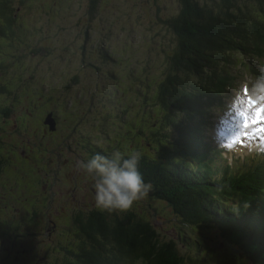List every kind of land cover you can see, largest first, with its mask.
Segmentation results:
<instances>
[{"label": "trees", "instance_id": "1", "mask_svg": "<svg viewBox=\"0 0 264 264\" xmlns=\"http://www.w3.org/2000/svg\"><path fill=\"white\" fill-rule=\"evenodd\" d=\"M98 1L88 0L89 20L94 19L95 14L106 3H102L97 8ZM173 2L175 7L168 14L158 15L159 6L154 9L157 13V22L161 27L166 28L169 36L168 50L165 55L166 73L157 81L155 101L144 102V106L148 105L151 109L164 111L167 118L170 117L176 121L178 113H174V108L189 111L196 106L209 91L218 62L229 56V50L232 48L245 50L256 39V35L264 31V0H173ZM14 11V8H10L8 0H0V17L10 32V22L16 21ZM87 27L84 29L80 46L83 55L86 51L85 40L91 38ZM29 28L21 27L22 38L17 45V51L13 54L16 61L22 60L27 50L32 54L35 51L27 42ZM103 34L104 32L101 31V37L104 40L106 36ZM104 43L101 44L104 45L102 49L109 52L110 43L105 40ZM99 45L93 43V48ZM97 57L105 58L106 54L100 52ZM129 70V75H134V69L131 67ZM9 87L0 86V93L7 94L10 91ZM4 106L0 108V114H7V105ZM68 106L63 108V122L65 126L69 125L70 132L75 133L74 126L82 116L71 117ZM149 114L148 111L145 116ZM94 116L90 124L95 125L98 117L96 111ZM176 123L180 127V122ZM102 127L107 128L105 123H102ZM78 133L82 134L80 130ZM60 147L63 146L60 145ZM57 153L61 154V151ZM43 158L44 164L48 166L50 158L47 156ZM69 164L70 167L75 165L73 161H69ZM52 165L47 168H43L42 165L39 170L44 171V174L48 176L52 170L56 169ZM138 167L144 179L161 186L159 197L169 200L172 208L183 216L181 223L188 239L196 241L195 237L198 238L199 235L196 229L186 222L212 221L215 218L229 240L240 244L250 258L264 264V235L247 229L246 215L239 214L238 218L223 215L216 218L209 210L212 199L207 188L196 182L195 177L188 172L168 170L155 163L146 162L144 159H140ZM65 169L64 166L59 168V170ZM1 171L0 165V173ZM72 171L70 168L69 172ZM33 174L32 188L28 191L31 199L14 181L24 192L25 201L18 202L20 203L18 207L26 211L27 219L25 222L20 218L6 221L3 223V231H11L15 234L19 232V227L22 225L29 228L23 240L18 234L10 242L15 243V246L12 248L7 246V250H4L7 264H33L37 257L44 258L54 252L67 249L69 250L65 252L63 264H124L127 262L125 260L132 257L142 260L143 264H207L209 258L217 264L219 261L226 260L224 253L210 245H203V251L196 255V258L191 252L188 256L182 255L177 251L176 235L167 236L156 231L155 224L147 220L149 217L137 216L133 211L107 212L89 205L81 208L68 207L63 205L62 200H57L60 216L52 220L47 216L48 207L46 208V204L39 200L38 189L42 183L39 171ZM30 175L33 177L32 174ZM45 181L46 183L43 184H47L52 195L57 192L61 182L63 183V177L53 173V176L47 177ZM70 182L66 181V184L62 186L65 191L69 189ZM7 206L8 210H12L10 202H7ZM213 209L215 210V206ZM44 220L46 224L51 225V230L59 225L54 236L48 233L43 235L41 224ZM5 223H8V227L4 225ZM13 226L17 229H13ZM196 244L200 246V242L196 241Z\"/></svg>", "mask_w": 264, "mask_h": 264}, {"label": "rangeland", "instance_id": "2", "mask_svg": "<svg viewBox=\"0 0 264 264\" xmlns=\"http://www.w3.org/2000/svg\"><path fill=\"white\" fill-rule=\"evenodd\" d=\"M104 2H106L105 5L98 10L94 19L90 20L87 14L88 0H28L27 7L19 8V18L30 27L26 36L27 42L30 48L37 49V53L31 54L27 50L18 66L17 63H11L8 66L7 76L9 75L15 96L20 99L19 104L16 105L17 109L21 108L23 112H26L25 107L33 102L32 100L41 101L42 96L33 98L39 89L43 90L44 97L51 93L49 97L55 99L51 103L52 109H55L52 111V116L56 112L61 118L64 106L69 105L71 117L76 118L80 115L82 117L74 126L75 133L69 131V125L61 127V123H57L54 117H51L50 121L54 122L51 127L55 128L45 131L44 136H41L40 132H31L30 128L23 133L16 132L14 126L7 127L1 132L3 142L8 143V146L4 145V151H7L9 154L7 157L11 159L5 166L9 170L7 176L3 177L6 175L5 171L0 174L5 186L0 188L1 201L4 202L5 193L12 189L14 181L31 199L28 191L32 188L31 180L34 178L33 173L37 170L42 182L38 189L39 200L46 204L49 215L53 218L58 219L60 216L57 200H62L63 205L71 207L72 199L69 195L73 193L70 188L74 185L75 179L80 180V185L75 189V195L73 194L72 197L78 201L92 200L86 188L89 176L83 170L79 172L77 168L75 169V165L70 173L69 169L73 167H70L69 161H79L76 150L81 148L80 143L86 136L92 141H100L102 133L96 131L90 122L95 117V111L96 116L105 114L106 107L111 105L107 98L106 87L109 86L111 82L109 78L112 77L107 75L104 79L101 75L98 76V71L93 69L91 63L97 62L93 59V52H91L93 43L101 45L105 40L118 54L124 55L125 65L124 62L117 64L116 60H106L102 65L106 73L112 74L119 71L121 77H126L127 69L134 67L135 72L140 75L149 72L147 82L150 86L157 78L159 79L164 68L162 67L163 58L168 50L169 36L166 28L161 27L157 22L156 14L165 15L171 12L175 7L173 0H99L97 8ZM157 6L160 9L156 13L154 9H157ZM86 26L91 38L85 40L86 51L83 55L80 46ZM100 30L104 32L106 39L103 40ZM4 48L7 53L12 50L9 45H5ZM6 60H9L8 56ZM233 72L237 80L250 76L242 60H239V65H235ZM108 93L110 94L109 91ZM128 94L130 96V93ZM0 100L7 101L3 97H0ZM115 103L113 101V104ZM59 118L56 119L59 120ZM78 130L82 134H79ZM65 145L67 146L64 147ZM59 150L61 154L57 153ZM3 153L6 154V152ZM54 154H56L55 157ZM43 156L50 158L48 166L53 164L52 166L57 169L52 170L48 176L44 174V171L39 170L42 165L43 168L48 167L44 164ZM61 166L66 169L59 170ZM53 173L63 177V183L61 182L58 186L56 193L50 195L47 184L43 183H46V178L52 177ZM66 181H71L67 191L62 187ZM93 182L94 180L91 179L88 184L91 185ZM16 197V200L20 202V196ZM18 202H14V199L10 202L12 205V210L8 212L10 216H17L20 211ZM4 205L6 206L5 202ZM4 225L8 227V223ZM42 229L43 233L47 232L50 229L49 224L46 226L43 223ZM52 233L55 235L56 231ZM54 254L56 255V252ZM229 262L231 264V261ZM46 263L43 259L37 262V264ZM132 264L143 263L139 259ZM217 264L229 263L219 261Z\"/></svg>", "mask_w": 264, "mask_h": 264}, {"label": "clouds", "instance_id": "3", "mask_svg": "<svg viewBox=\"0 0 264 264\" xmlns=\"http://www.w3.org/2000/svg\"><path fill=\"white\" fill-rule=\"evenodd\" d=\"M242 87L246 96H251L257 105H264V64L259 65L258 75L248 78ZM139 161V152H133L125 158L123 153L116 151L111 157L97 153L87 162H77V169L94 179L97 209L125 212L149 194L153 185L145 182L139 171Z\"/></svg>", "mask_w": 264, "mask_h": 264}, {"label": "snow or ice", "instance_id": "4", "mask_svg": "<svg viewBox=\"0 0 264 264\" xmlns=\"http://www.w3.org/2000/svg\"><path fill=\"white\" fill-rule=\"evenodd\" d=\"M240 103L242 105H244L246 108H253V107H255L257 105V102L255 100H253L251 96H246V99L241 100ZM255 111H256L258 119L252 120L251 124H256L260 120H264V105H260L259 107H256ZM240 114L244 115L245 113H244V111H241ZM243 128L244 129H249L250 128V124H249V122L247 120L244 122ZM243 134L245 136H247L248 132H244Z\"/></svg>", "mask_w": 264, "mask_h": 264}]
</instances>
